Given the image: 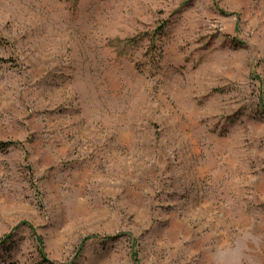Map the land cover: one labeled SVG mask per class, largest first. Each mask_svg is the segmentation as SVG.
Returning a JSON list of instances; mask_svg holds the SVG:
<instances>
[{
    "label": "rangeland",
    "instance_id": "374dc122",
    "mask_svg": "<svg viewBox=\"0 0 264 264\" xmlns=\"http://www.w3.org/2000/svg\"><path fill=\"white\" fill-rule=\"evenodd\" d=\"M0 142V264H264V0H0Z\"/></svg>",
    "mask_w": 264,
    "mask_h": 264
},
{
    "label": "trees",
    "instance_id": "16d2710c",
    "mask_svg": "<svg viewBox=\"0 0 264 264\" xmlns=\"http://www.w3.org/2000/svg\"><path fill=\"white\" fill-rule=\"evenodd\" d=\"M10 146L9 143H3V142H0V152H3L6 148H8ZM8 239V238H7ZM4 241L2 242L1 241V244H3ZM44 264H51L49 263L48 261H43Z\"/></svg>",
    "mask_w": 264,
    "mask_h": 264
}]
</instances>
